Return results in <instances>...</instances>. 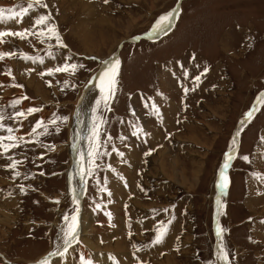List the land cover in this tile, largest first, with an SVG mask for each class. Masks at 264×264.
Masks as SVG:
<instances>
[{"label":"rangeland","instance_id":"rangeland-1","mask_svg":"<svg viewBox=\"0 0 264 264\" xmlns=\"http://www.w3.org/2000/svg\"><path fill=\"white\" fill-rule=\"evenodd\" d=\"M180 1L173 26L157 30L160 17ZM26 2L0 0V7ZM44 2L47 8L37 7L22 23H0V31L39 32L34 20L50 14L48 23L62 39L8 36L0 43V53H12L0 59V137L11 127L12 135L24 138L7 153L0 149V264L44 257L59 264L60 255L46 254L62 245L57 237L63 216L73 214L81 238L65 253L73 251L68 264H81L82 255L93 264H222L216 222L231 264H264V0ZM117 58L111 110L101 103L96 111L97 78ZM64 64L78 67L46 74ZM95 74L97 99L77 127L88 141L84 170L92 172L79 189L68 180L67 170L78 166L70 123ZM15 100L20 103L13 107ZM29 108L40 111L27 114ZM17 111L26 116L17 117ZM97 116L104 121L100 155L90 162ZM56 117L68 119L52 124ZM41 120L47 133L38 134L43 127L32 133ZM241 120V140L225 173L229 185L219 197V172L237 146L232 140ZM12 160L20 161L16 169L9 167ZM161 223L166 234L154 243Z\"/></svg>","mask_w":264,"mask_h":264},{"label":"snow or ice","instance_id":"snow-or-ice-1","mask_svg":"<svg viewBox=\"0 0 264 264\" xmlns=\"http://www.w3.org/2000/svg\"><path fill=\"white\" fill-rule=\"evenodd\" d=\"M108 2L109 0H105V3H108ZM37 7L47 8L48 5L44 2V0H27L26 3H22L14 7H8V8L0 7V23H8L9 21H12V20H15L17 23H22L24 15L30 14L31 11H35ZM174 13H175V10L160 17V21L157 24V30H160L161 28H163L165 24H170L171 19L174 16ZM50 20H51L50 14L48 15L41 14L38 16V18L34 20V25L40 28L39 32L33 31L32 27L25 28L17 32L0 31V43H3L4 38L8 36H17L21 39H26L28 36L36 35L38 38L41 39V42H43L45 38H55L57 42L62 44V39L56 29V26L49 25L48 22ZM10 55H12V53H0V59H4L5 56H10ZM25 59L33 60V62H36V58H33V57L26 56ZM39 62L43 63V60L40 59ZM105 64H108V62L106 61ZM119 66H120V61L117 58L114 61H112V63L105 69V71L102 72L101 75L97 78L100 81V97L101 98L100 100L97 101L96 111H98L101 103H103V106L105 109L111 110L109 102L112 99H114L116 91H117L116 86L118 84L117 77L119 74ZM77 67L78 65L76 64H64L62 66L56 67L55 69H49L46 74H53L54 72H68V71H72L74 73ZM79 67H83V65H79ZM8 74L11 75V72L9 71ZM44 74L45 73H42L41 75H44ZM196 79L199 80V77H196ZM185 91H187V89H185ZM24 99H27V97H24ZM260 100L262 103H264V96H262ZM18 103H20L19 100L13 101V107H15V105ZM152 107L155 109L156 113L158 114L159 113L158 108H156L154 104ZM26 111H27V114H31L33 112L40 111V109L29 108ZM253 111H255V109ZM253 111H249L246 114L247 119H251V117L253 116ZM15 115L17 117H25L26 113L23 111H17ZM3 119H4L3 114L0 113V128L5 127L4 124L2 123ZM57 119L63 120L66 122L68 118L67 117H56L50 122L52 124H55ZM102 123H104L103 118L97 116V124L93 125L92 134L89 137L90 150H89L88 156H89L90 162H94L93 158L98 157L100 155V152H99V146H100L99 145V136H100L99 124H102ZM241 123H243V121ZM41 127H43V132L38 133V134L39 135L46 134L48 131L47 125H45L42 120L36 123L35 127H33L32 129V133H36L37 129H40ZM6 131L7 133H9V135L0 137V149H3L5 153L9 152L12 148L19 147L20 142L24 141L23 137L12 135V133L15 131L13 128L7 127ZM239 135L240 133L238 132L236 134V137H234L232 140V144L234 146L238 144L237 138L239 137ZM262 140H264V138H262ZM4 141H8V143H5ZM45 147L54 148V146H45ZM235 152H236V148L234 147L231 152L226 153L225 163L223 164L219 172V176H220L219 187L222 192L224 189H226L228 185V179L225 176V170L229 168L230 166L229 162L233 159ZM120 155H123V154L121 153ZM242 159H244L245 161L249 160L248 156H244L242 157ZM19 163L20 161L12 160L11 163L9 164V167L11 169H16ZM91 172H92L91 168L85 171L82 164H80L77 166V171L73 173V176L79 175L80 179L84 180L87 175H91ZM16 175L19 176L20 173L16 172ZM22 190H23V187H22ZM109 195H111V193H109ZM72 199H73V202H78L76 201L75 196H73ZM56 203H59V201H56ZM216 203H217V214L219 215V210L221 207L220 200L217 199ZM73 212L78 213L79 209L76 208L73 210ZM63 220H64V224L60 226L61 235L57 237L58 240H62V245L57 243L56 251L50 253V255H53V256L60 255L61 257H63L65 253H67L69 247H71L73 241L77 239V234H78L77 215L76 214H73L71 216L64 215ZM166 231H167L166 227L163 225V223H161V226L157 230V234L155 235L154 243L161 242L164 235L166 234ZM221 231L222 230L219 224H217L216 235L218 237L221 236ZM217 256L219 260L223 261V264H230L228 253L222 246L218 248ZM80 259H81V264H93V262L90 259H85L83 255L81 256ZM40 264H49L47 257L41 260Z\"/></svg>","mask_w":264,"mask_h":264},{"label":"bare ground","instance_id":"bare-ground-1","mask_svg":"<svg viewBox=\"0 0 264 264\" xmlns=\"http://www.w3.org/2000/svg\"><path fill=\"white\" fill-rule=\"evenodd\" d=\"M171 23H173V20L171 19V22H170V24H165L164 25V29L166 28V27H168V28H170L171 26H173ZM97 76V74H95L94 76H92L91 78H90V80H89V82H88V84H87V86L89 85V86H91L92 85V89H91V91L88 93V94H86V93H84V90H83V93L84 94H81V96H80V99H79V101H78V106L76 107V114L73 116V121L71 122V124H72V127H73V129H74V134L75 133H77L76 135H75V138L73 137V140H74V142H72L73 143V147H72V152H73V154H74V160L75 161H77V163H78V165H80V164H82V166H83V168L85 167V169H86V164H87V160H86V157H87V153L85 152V150L87 149V147H86V143H88V141H87V137L85 138V137H83V135L82 134H84L83 133V131H82V126H81V134H79V130H78V128H80V126H78L80 123H81V121H80V118L82 117H85L86 115H84V112L86 111V109H88V112H87V114L91 111V108L93 107V104L95 103V101H96V99H97V96H98V88L96 89L95 87L97 86V85H100V82H98L97 83V85H95L94 84V77H96ZM86 94V95H85ZM81 100V101H80ZM80 104V105H79ZM81 112V113H80ZM83 112V113H82ZM84 119V118H83ZM242 121V120H241ZM88 122H89V119H88ZM240 125H242V123L240 122ZM75 126H76V128H75ZM90 122H89V127H88V130H87V134H89V128H90ZM244 126V125H243ZM78 127V128H77ZM78 131V132H77ZM82 137H83V139H82ZM72 140V141H73ZM75 143V144H74ZM75 150V151H74ZM237 151V150H236ZM72 158H73V155H72ZM79 159V160H78ZM82 160H83V162H82ZM226 160V159H225ZM77 167L76 166H74V167H70L69 168V170H68V173H70V177H71V179H70V181H72L73 183H74V185L77 187V188H79L80 189V187H81V183H82V180H78L77 178H76V176H73V173L74 172H76L77 171V169H76ZM86 178V177H85ZM68 180H69V177H68ZM83 184V183H82ZM84 186L86 187L87 186V179L85 180V184H84ZM72 188V190H73V187H70L68 190H70ZM83 188V187H82ZM85 188H83V190H84ZM71 192V191H70ZM81 192V191H80ZM83 196V194L81 195V197ZM220 197H221V195H220ZM2 216L4 217V219H6V221H8L9 220V217L8 216H6V215H4V214H2ZM87 220V219H86ZM85 220V221H86ZM92 220V219H91ZM90 221V220H89ZM89 221L88 222H84L83 223V233H85V232H88V230L90 229V227H91V224L90 223H92V222H90L89 223ZM108 227V226H107ZM85 231V232H84ZM87 234V233H86ZM85 234V235H86ZM79 235H81L80 233H79ZM88 235V234H87ZM82 236V235H81ZM90 236V235H89ZM86 237V236H85ZM81 237H77V239L75 240V241H73V243H72V245H71V247L70 248H72V246H74L75 244H76V242H77V240L78 239H80ZM86 239V238H85ZM88 239H89V237H88ZM82 240H84V239H82ZM88 245V244H87ZM90 246V245H89ZM220 246H222V245H220ZM92 248H93V246H92ZM94 249V248H93ZM73 251H70L68 254H66L64 257H56V260L59 262V264H68L67 263V259H68V256L72 253ZM46 256H51L50 255V253H48V254H46ZM43 257V256H42ZM45 258V257H44ZM41 260H43V258H41L37 263H39L40 264V261ZM223 264V263H222Z\"/></svg>","mask_w":264,"mask_h":264},{"label":"water","instance_id":"water-1","mask_svg":"<svg viewBox=\"0 0 264 264\" xmlns=\"http://www.w3.org/2000/svg\"><path fill=\"white\" fill-rule=\"evenodd\" d=\"M75 112H76V109H75ZM76 114V113H75ZM74 114V115H75ZM240 122L241 121H239L238 122V126H237V131L240 133V130H241V127H239L240 126ZM239 140H240V135H239V137H238V143H239ZM236 150H237V148H236ZM74 161V163H76V161L75 160H73ZM73 165H75L76 166V164H73ZM220 193V192H219ZM217 208V207H216ZM218 244H220V237H218Z\"/></svg>","mask_w":264,"mask_h":264},{"label":"crops","instance_id":"crops-1","mask_svg":"<svg viewBox=\"0 0 264 264\" xmlns=\"http://www.w3.org/2000/svg\"><path fill=\"white\" fill-rule=\"evenodd\" d=\"M70 74V73H69ZM72 76V74H70ZM67 78V77H66Z\"/></svg>","mask_w":264,"mask_h":264}]
</instances>
